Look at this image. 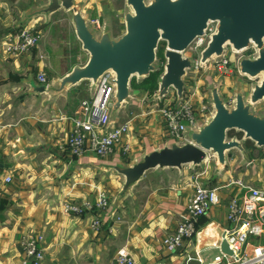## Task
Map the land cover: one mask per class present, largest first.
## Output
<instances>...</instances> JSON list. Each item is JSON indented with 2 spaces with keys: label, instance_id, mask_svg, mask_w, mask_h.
I'll return each mask as SVG.
<instances>
[{
  "label": "crops",
  "instance_id": "1",
  "mask_svg": "<svg viewBox=\"0 0 264 264\" xmlns=\"http://www.w3.org/2000/svg\"><path fill=\"white\" fill-rule=\"evenodd\" d=\"M80 1L74 0L75 3ZM86 3L85 0L82 12L89 11L90 18L98 16L99 25L90 24L99 28L101 7H90ZM40 5L41 1H32L18 7L17 18H12L10 0H0V264H21L19 240L27 231L44 235L46 253L40 264H110L122 245L133 256L134 264H224L215 260L222 250L213 243L220 235L217 225L225 223L227 194L221 193L220 203L200 217L198 225L202 229L197 240L185 241L175 250L167 249L163 243L165 233L175 226L184 211L191 191L187 178L169 183L161 191L152 189L142 201L139 198L141 185H138L134 193L115 203L110 216H107L108 205L100 211L87 210L79 214L61 209L64 197L75 201L93 199L98 190L107 188L111 205L122 177L112 173V168L107 170L102 163L117 157L126 163L135 154L156 147L169 137L156 111L145 109L148 103L143 104L142 97L138 101L135 95L140 88L134 87L130 102H125L117 114V122L127 118L131 122L127 137L132 144L130 155L121 154L120 146L103 156L87 152L76 157L68 151L64 143L71 126L68 117L81 114L83 98H98L99 94L83 95L84 81L55 96L33 88L34 83H39L36 79L39 70H44L50 81L54 76L63 75L72 65L83 63L88 56L76 35L78 41L73 53L53 52L51 41L47 43L44 34L56 26L59 21L56 14L64 9L45 16L35 13ZM66 17L68 19L67 14ZM25 25L41 32L37 45L18 55L6 51L3 43L8 35ZM11 30L13 32L8 34ZM113 35H117L114 29ZM186 84L185 81L184 90ZM199 84L196 87L200 91L204 86ZM86 89L89 91L88 86ZM136 107L141 111L135 112ZM251 151L248 148L250 155ZM7 173L12 175L10 182L3 180ZM149 180L144 179V183ZM213 209L218 213L223 210V218L214 215ZM100 214L102 224L92 227L91 219ZM205 221L208 224L203 227Z\"/></svg>",
  "mask_w": 264,
  "mask_h": 264
},
{
  "label": "water",
  "instance_id": "2",
  "mask_svg": "<svg viewBox=\"0 0 264 264\" xmlns=\"http://www.w3.org/2000/svg\"><path fill=\"white\" fill-rule=\"evenodd\" d=\"M125 2L130 9L125 10L124 30L117 35H113L111 18L105 13L99 28L91 26L89 11L82 12L83 0L79 3L74 0H47L36 7L35 13L45 16L63 8L88 56L83 63L72 65L63 75L54 76L45 83H34L33 88L55 96L88 80L89 92L93 97L101 78L110 74L113 91L112 100L108 102V124H111L117 122L121 106L130 102L134 88L132 79L142 82L152 71L161 67L150 101L162 100L170 90H174L176 101L179 102L184 92V77L193 66L192 58L184 51L194 37L204 32L210 21L215 22V29L201 51L200 64L206 63L211 57L220 60L228 45L235 52L251 48L252 55L239 58L238 70L251 77L261 72L263 75L261 78L258 76L249 98L237 91L229 104L220 96L216 83L207 74L205 79L209 86L212 110L198 118L194 125L187 126L183 139L169 138L156 147L135 154L126 163L120 161L119 157L103 162L107 170L112 168L122 176L114 200L111 205L108 204L107 216L113 214L115 203L131 193L132 187L149 169H181L185 164H203L204 158L213 153L216 157L215 168L218 170L225 164L227 150L230 148L235 147L241 153H247L249 159L245 140L250 139L257 147L264 146V113L251 110V104L264 98V0ZM161 42L163 55L159 61ZM231 129L235 133L229 135ZM236 132H241V135L238 136ZM241 136L242 140L239 139ZM222 237L220 249L232 253Z\"/></svg>",
  "mask_w": 264,
  "mask_h": 264
},
{
  "label": "built area",
  "instance_id": "3",
  "mask_svg": "<svg viewBox=\"0 0 264 264\" xmlns=\"http://www.w3.org/2000/svg\"><path fill=\"white\" fill-rule=\"evenodd\" d=\"M99 22L98 16L90 18V23L96 26L99 25ZM214 29L215 22L210 21L204 32L194 37L189 43L186 48L189 52L184 51L193 60V66L190 68L192 72L199 68L213 69L219 73L230 71L227 68V63L234 51L229 45L220 60L217 61L211 57L206 63L200 64L201 51ZM40 36L39 30L33 26L25 25L13 35H8L3 47L14 55L22 54L37 45ZM228 51H230L229 55ZM36 79L39 83L47 82L46 72L39 70ZM190 88H192L193 94H197L196 86L186 84L185 93L179 102L174 98L176 95L167 97L169 94L164 96L161 101L157 100L154 103L147 101L148 110L156 111L169 138L183 139L185 128L194 125L198 118L209 112L210 105L207 106L202 102L203 95L199 97L198 103L191 101L190 95L186 92ZM112 91L110 74H107L99 82L97 89L99 97L83 98L80 102L81 114L68 117L71 126L66 133L64 143L73 156L77 157L87 152L103 156L114 152L117 146H120L121 154L130 155L132 144L127 137L132 126L129 118L108 124V102L112 100ZM198 175V173L195 175L197 181L191 179V191L187 197L183 213H181L175 226L163 237V243L169 250H175L185 241L191 242L192 238L197 240L198 232L202 229L198 225L200 217L221 201L219 187L208 186L197 179ZM229 178L226 185L232 184V192L227 201L225 223L217 225L220 228V235L213 245L220 249L219 243L223 235L233 252L221 251L215 260L217 258L224 264H264V184H255L241 176ZM11 179L10 173L3 176L5 182H10ZM256 179L262 182V175L257 173ZM109 198V193L104 189L98 190L93 199L83 198L75 201L69 197H64L61 202V209L64 212L75 214L87 210L100 211L107 207ZM101 224V216L94 215L90 225L97 228ZM207 224L205 223V225ZM250 236H253L254 239L248 240ZM258 237H262V240H258ZM44 240L42 232L27 231L23 233L19 241L21 247L20 263L40 264L46 253ZM110 264H134V258L127 247L122 245L117 248Z\"/></svg>",
  "mask_w": 264,
  "mask_h": 264
},
{
  "label": "rangeland",
  "instance_id": "4",
  "mask_svg": "<svg viewBox=\"0 0 264 264\" xmlns=\"http://www.w3.org/2000/svg\"><path fill=\"white\" fill-rule=\"evenodd\" d=\"M34 1V3L42 2L45 3L47 0H10L11 7L9 8V14L12 18H17L18 7H22L25 4H29L30 2ZM85 2V0H83ZM87 5L95 6L99 5L102 9L101 13H105L111 18V23L114 29V32L119 34L124 29V12L125 10H129L130 6L126 4L125 0H86ZM17 6V7H15ZM59 21L57 22L56 26L54 28H50L45 34H44V40L49 43L51 41V46L53 52H61L64 51L66 54L69 55L73 53L74 46L77 44L75 34L72 30L71 24L69 23L65 11L60 10L56 14ZM13 31H8L7 33L10 34ZM79 43V42H78ZM163 43L161 42L158 50V57L159 61L161 60V57L163 55L162 47ZM70 51V52H69ZM186 52H189L187 49H185ZM253 50L251 48H247L245 50L235 52L234 51V57L228 60L227 68L230 69V71L221 73L217 72L213 69H202L199 68L197 71H191V69L187 70V73L185 75V81L187 84H191L193 87L197 86V83H201L199 85L204 86L201 88V90L197 91V94H193L192 88L187 90V94L190 95L191 101L194 103H198L199 97L203 95L202 102L205 103L207 106L210 105V110H212V104L210 102V93H209V86L206 83V79L204 80L206 74H210L211 79L214 83H216L217 88L219 90L220 96L225 100L227 103H232L233 98L235 96V93L237 91L243 93L245 98H249L250 91L252 86L258 81V76H248L246 74H241L238 70V60L242 56H249L252 55L251 53ZM228 55L230 54V51L227 52ZM59 66V65H58ZM54 68V65H52ZM134 79V78H133ZM135 80V79H134ZM136 81V80H135ZM204 81V82H203ZM84 88L83 95H90V92L86 89V86H88V80H85L83 82ZM138 94L135 95L138 97V101H141V97L143 98V104H146L147 101H150V98L153 94L154 90L145 91L143 89H139ZM206 93V94H205ZM169 96L167 97H174V90H171V92L168 93ZM205 95V96H204ZM176 98V97H174ZM154 100V99H153ZM157 100L150 101V103H154ZM161 101V100H159ZM161 103V102H160ZM145 109H149V106H145ZM251 110L255 113H264V98L261 100H258L257 102L251 104ZM141 109L139 107L135 108V112H140ZM130 113V112H129ZM229 137V135H228ZM242 140V136L239 138ZM133 157V156H132ZM131 157V158H132ZM248 155L247 153H241L237 148L233 147L227 150V155L225 159V164L221 166L218 170L215 168V162L216 157L213 153L208 154V159L204 161L203 164H197V165H190L185 164L181 169L177 167H165V168H152L145 172L143 178L139 180L138 184H135L132 187V192L134 193V190L136 187L141 185V189L139 191L140 195L139 198L141 201L146 198L147 194L152 189H157V191H161L163 188L167 187L173 182L176 183L179 180H182L183 178L189 179V182L193 180H196L195 175L198 173L197 179L202 181L203 183H206L208 186H218V190L224 195L227 194V197L230 196L232 192V184L226 185L227 181H229V177H245L248 180L253 181L255 184H264V146H254L251 151V155L249 159H247ZM249 160V161H248ZM110 171V170H109ZM196 172V174H195ZM112 173H115L122 177L116 170L113 169ZM257 173H260L262 175V182L261 180H257ZM195 174V175H194ZM148 175V176H147ZM150 179L149 182L144 183V179ZM197 181V180H196ZM173 183V184H174ZM146 184V186H145ZM108 193L110 191L108 188L105 190ZM212 210V209H211ZM210 210V212H212ZM216 210L213 209V212H215L214 215H218L221 219L223 218V210L216 212ZM226 212V211H225ZM225 219V215L224 218ZM209 222V221H208ZM264 225V224H263ZM204 227L205 224H204ZM23 234L21 235L20 239L22 238ZM254 237L250 236L248 240H253ZM258 240H262V237H258ZM20 241V240H19ZM243 247V245H242Z\"/></svg>",
  "mask_w": 264,
  "mask_h": 264
},
{
  "label": "trees",
  "instance_id": "5",
  "mask_svg": "<svg viewBox=\"0 0 264 264\" xmlns=\"http://www.w3.org/2000/svg\"><path fill=\"white\" fill-rule=\"evenodd\" d=\"M162 70L161 67H159L157 70L152 71L142 82H136L134 79H132L131 84L133 87H139L145 91L154 90L156 88V78L160 71ZM235 131L233 129L228 131L229 135L234 134ZM238 136L241 135V132H236ZM245 147L248 149H252L254 147L253 142L250 139L245 140L244 142ZM201 222L204 223V221L201 218ZM206 223V221H205Z\"/></svg>",
  "mask_w": 264,
  "mask_h": 264
},
{
  "label": "bare ground",
  "instance_id": "6",
  "mask_svg": "<svg viewBox=\"0 0 264 264\" xmlns=\"http://www.w3.org/2000/svg\"><path fill=\"white\" fill-rule=\"evenodd\" d=\"M235 51H236V50H235ZM230 56H231V58H233V57H234V53H231ZM262 75H263V72H261L260 74H258V76H259L260 78L262 77ZM196 90H197V89H196ZM207 159H208V156L204 158V161L207 160Z\"/></svg>",
  "mask_w": 264,
  "mask_h": 264
}]
</instances>
